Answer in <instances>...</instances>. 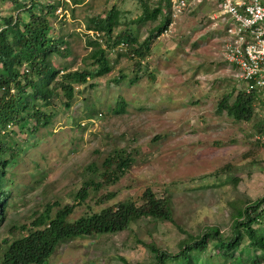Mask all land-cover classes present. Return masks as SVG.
<instances>
[{
  "label": "rangeland",
  "instance_id": "1",
  "mask_svg": "<svg viewBox=\"0 0 264 264\" xmlns=\"http://www.w3.org/2000/svg\"><path fill=\"white\" fill-rule=\"evenodd\" d=\"M33 1L44 5L55 0ZM209 1L187 2L184 13L152 43L137 80L132 62L118 56L123 48L112 52L111 72L95 79L94 88H75L70 109L54 100L48 110L55 116L46 128L31 136L17 132L10 137L23 150L17 164L7 169L10 196L0 223V257L11 228L29 224L53 201L70 204L82 182L98 179L89 174L88 166L94 164L100 171L105 157L115 150L132 156L131 168L116 184L91 194L69 220L88 214V207L97 211L123 200L140 204L143 191L150 188L167 199L174 222L141 219L130 232L71 239L57 248L48 264H123L118 258L149 264L152 255L136 239L155 240L172 252L182 237L176 225L193 235L214 227L226 233L229 215L238 212L236 199L251 203L264 196V147L254 128L264 118L256 111L252 121L236 123L216 111L220 97L230 94L232 100L243 83L233 79L220 58L226 23L211 24ZM154 2L150 0V5ZM25 3L29 5L28 0ZM111 6L124 20L142 12L135 0L63 5L62 17L50 21L52 35L63 37L70 56L54 59V67L75 70L83 65L90 52L88 41L93 39L85 29L86 18ZM19 13L9 1L0 0V19ZM155 24L132 26V32L142 41ZM109 192L116 194L112 200L94 204L100 194ZM242 253L244 261L250 257L248 250Z\"/></svg>",
  "mask_w": 264,
  "mask_h": 264
},
{
  "label": "trees",
  "instance_id": "2",
  "mask_svg": "<svg viewBox=\"0 0 264 264\" xmlns=\"http://www.w3.org/2000/svg\"><path fill=\"white\" fill-rule=\"evenodd\" d=\"M7 1L21 13L0 19V223L5 218L10 196L7 169L17 164L23 150V145L10 137L17 132L31 136L38 129L46 128L55 116L52 109L48 110L54 100L62 108L70 109L76 97L75 88L84 85L94 88L95 79L111 72L109 56L112 52L123 48L118 56H125L132 62L134 80H137L152 43L171 23L169 16L160 20L162 12L170 9L171 0H155L153 6L150 0H135L142 12L131 20H124L115 6L106 12L92 14L85 22V29L93 36L88 41L90 52L81 67L69 70L53 65L54 59L65 60L70 56L63 37L52 35L50 20L55 18V11L61 3L55 0L41 5L28 0V5L25 0ZM83 2L69 0L74 6ZM151 24L155 26L149 29L146 38L139 41L132 26ZM120 78L124 79V76ZM236 93L232 100L230 94L222 95L216 111L218 114L225 112L236 123H248L256 113L254 98L241 90ZM254 128L259 136L264 135V123L256 122ZM9 138L11 140L7 142ZM132 164L130 154L115 150L105 157L100 171L94 164L88 166L89 174L98 179L82 182L70 204L60 206L53 201L46 204L29 224L11 228L10 238L3 241L6 248L0 264H48L57 248L71 239L130 232L141 219L173 223L167 199L157 197L150 188L143 191L140 204L123 200L97 211L88 207V214L69 220L76 207L89 200L91 194H99L116 184ZM115 196L112 192L100 194L94 204H105ZM234 206L238 212L229 215L230 228L226 233L214 227L193 235L176 225L182 237L172 252L161 249L155 240L136 241L152 255L149 264H264V196L251 203H246L243 198L236 199ZM15 232L19 237H14ZM242 249L250 254L245 261ZM118 259L129 264L123 258Z\"/></svg>",
  "mask_w": 264,
  "mask_h": 264
},
{
  "label": "built area",
  "instance_id": "3",
  "mask_svg": "<svg viewBox=\"0 0 264 264\" xmlns=\"http://www.w3.org/2000/svg\"><path fill=\"white\" fill-rule=\"evenodd\" d=\"M60 1L55 14L62 17L63 5L70 3ZM188 1L171 0L170 9L162 12L163 18L171 19L168 28L184 13ZM216 10L218 20L226 23L220 58L233 79L243 83L238 90L254 98L255 110L264 118V0H217ZM258 140L264 145V135Z\"/></svg>",
  "mask_w": 264,
  "mask_h": 264
},
{
  "label": "crops",
  "instance_id": "4",
  "mask_svg": "<svg viewBox=\"0 0 264 264\" xmlns=\"http://www.w3.org/2000/svg\"><path fill=\"white\" fill-rule=\"evenodd\" d=\"M216 3H217V0H210L208 2V4H210V6L212 7L211 8L212 14L209 15V21L211 22L212 25H214L215 23H217L219 25L220 22H222V20H218V12L216 10ZM227 72L230 74L229 70H227Z\"/></svg>",
  "mask_w": 264,
  "mask_h": 264
}]
</instances>
